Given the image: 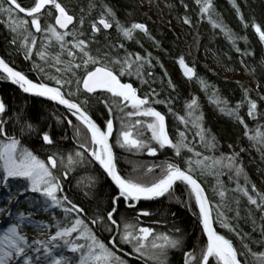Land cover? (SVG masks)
Segmentation results:
<instances>
[{
  "label": "snow or ice",
  "instance_id": "1",
  "mask_svg": "<svg viewBox=\"0 0 264 264\" xmlns=\"http://www.w3.org/2000/svg\"><path fill=\"white\" fill-rule=\"evenodd\" d=\"M196 2L200 6L201 14L209 16V22L213 28H219L235 45L237 37L226 29L222 22L212 19L210 11L213 8L212 0H196ZM232 5L243 21V16L235 0H232ZM46 6L54 8L58 15L55 16L54 24L48 23L42 27L41 21L44 14L42 10ZM18 13H24L26 17H31V20L19 18ZM0 14L7 16L10 30L21 36V47L24 49L25 59H30L35 50L39 59L55 68V72L59 75L48 77L54 81V86L41 80L33 82L25 74L15 71L3 59H0V72L6 74V78L12 84L18 85L23 92L44 97L62 105L86 129L88 134L84 140H80L78 143V148L83 151H76L74 156L67 155L66 164L65 159L62 156L58 157L56 153L49 155L45 161L38 158L28 148L21 147V141L6 132L3 127L4 121L0 119V138H2L0 139V162H2L0 187L10 192V181H25V191L38 193L44 198L38 203L46 209H61L65 214L64 222L55 225L56 231L49 240L34 239L29 242L27 236L22 234L20 225L25 222L31 223V218L25 216L24 213H19L17 223H11L0 236V264H128V261L119 254L122 249L118 245L129 246L130 253L125 252L124 256L135 254L141 264H169L170 252L182 248L183 237L158 233L151 227L141 226L140 217L150 216L151 213L147 210L137 209V205L141 201H152L160 197L175 195V186L178 183L186 186L185 190L189 200L194 198L203 234L206 236V242L200 247L199 253L195 249L184 251V264H264V252L253 251L247 243L243 242V237H241V249H238L231 239L218 233L214 227V224L219 223L220 227L233 233L236 232L223 210L225 208L232 210L226 202V190L220 180V176L226 174L224 169H227L229 179L234 178L236 181V187L232 191L246 197L249 204L256 206V209L264 214V193H261L255 184L249 188V179L244 166L238 161L239 154L233 151L231 155L221 154L218 158L203 155V158L199 159L202 153L195 151L187 143L185 131H179L175 140L170 137L165 115L152 106L164 103V101L154 99V96L157 95L155 89L151 93L141 96L132 83L122 81L121 78L127 75L135 76L141 80V83H148V80L144 79V68L145 65L151 66L150 59L131 53H126L123 58L112 57L108 52L99 50L96 55H93L90 51V41L82 38L84 36L82 30L84 19L81 18L78 21L80 29L77 30L74 16L59 0H35L34 6L30 8L22 7L17 3V0H0ZM105 14L115 20L112 10L105 8L98 21L91 23L92 33L100 32L98 25H102L105 30L113 27V23L105 18ZM47 15H52L51 9L47 11ZM183 22L191 24L187 17ZM29 23L35 29V33L45 34L47 43H42L39 49H37L36 35L29 30ZM115 24L117 30L128 40L133 39L136 30L151 38L147 26L143 23H132L125 27L116 20ZM69 25H73V29H69ZM252 27L260 41L264 42V30L261 26L254 23ZM67 37H71V40L66 39ZM53 40L59 46V51L50 55L47 49ZM12 42L16 43L15 37ZM120 47L123 48V44ZM236 50L240 51L239 48ZM64 56L67 59H63ZM178 62L187 78L196 77L194 69L185 64L183 57ZM34 67L38 71H44L42 65H34ZM80 72L83 74L80 75ZM147 76H152V73L147 72ZM200 83L205 86V90L210 87L203 80ZM169 84L175 90V86L171 85L170 80ZM73 85H75V91L72 90ZM66 88L67 91H65ZM82 93L87 94L83 100L74 101L71 99L72 96L79 97ZM90 98L104 104L110 117H115L117 113L120 114V126L115 138V146L128 152H146L149 156H156L160 149L166 147L172 149L176 157H180L182 151L187 150L198 159H186L184 163L187 167H181L175 162H164L159 166L148 167V173H152L156 167L160 168V175L150 182L122 175L117 167L114 145L110 142L115 130L114 119L109 118L103 129L98 126L87 111V105L91 103ZM212 102L219 107L221 112L234 117L244 125L247 139L254 142V145L260 146L258 151L264 152V132L256 130L255 135H249L248 125L239 115L240 108L244 103L248 106V117L256 120L258 115H264V113H258V104L249 97L247 90L244 92V99L234 108L227 107L228 102L221 99L216 92L212 94ZM186 107L189 110L187 117L178 116L177 119L186 128L191 124L193 128L197 129L195 135L199 137L202 146L209 151H215L219 144L216 137L210 135L203 125V115L197 111L199 107L197 99L192 98ZM4 112L5 105L0 101V115ZM67 123L74 128L75 136L79 140L80 127L73 125L71 119H67ZM260 127H264V125ZM27 128L29 132L33 130L31 124ZM145 129L151 133L150 138L145 137ZM41 138L46 145L54 144L53 138L47 132L43 133ZM153 141L158 145V148L153 146ZM232 147L229 145V148ZM244 150L241 149V151ZM85 153L99 164L117 189L116 195L112 197V206L106 215H97L90 220L92 225L99 224L100 228L110 235L118 233L117 236H111L108 243L98 238L96 231L89 226V223L85 222L84 218H80L79 215L75 219L71 218L70 214L73 212L84 213L83 208L73 203L66 195H58L63 192V187L57 173L62 172L64 178H67L68 169L72 165L85 161ZM197 171L200 176L212 175L216 179L217 187L213 191L217 192L221 199L215 206L212 205L204 187L194 175ZM241 177L243 178L242 183ZM85 194L87 195V193ZM7 199L11 203L13 196L9 194ZM121 202L128 209H136L135 215L119 217L118 208ZM234 202L237 206L240 203L239 199H235ZM5 211L9 216L12 215L11 210L0 209V212ZM213 211L216 213L215 217ZM235 211L239 218V208L237 207ZM33 227L38 231H43L50 226L36 223ZM176 231L179 232V229ZM236 234L239 235V233ZM261 236L264 237V227L261 229ZM241 250H243V255L250 259L241 260ZM65 252L73 255H66Z\"/></svg>",
  "mask_w": 264,
  "mask_h": 264
},
{
  "label": "trees",
  "instance_id": "2",
  "mask_svg": "<svg viewBox=\"0 0 264 264\" xmlns=\"http://www.w3.org/2000/svg\"><path fill=\"white\" fill-rule=\"evenodd\" d=\"M153 1L149 0L148 5L152 3V6H157L160 12L155 15L153 20H150L148 11L144 17L141 15V12H138L139 8L135 7V4L133 5L131 0H59L69 13L74 16L76 20L75 28L77 30L80 29L78 21L81 18L84 19L85 22L82 29L84 36L82 38L90 41V51L93 55H96L97 50H99L100 52H108L112 57L123 58L126 53H131L139 54L145 57V59L150 60H161L162 58L161 62L166 64L169 70H171L166 72V74L172 79L171 85L175 86V90H173V87L170 86L167 80L166 87L164 85L158 87L159 81L157 80L160 79L158 70L151 71L153 66L149 65H145L144 68V79L148 80V83H141V80L135 76L129 77L126 75L121 79L123 82H131L134 86H136L135 83H141L142 88L138 90L141 96L151 93L155 89L157 95L154 96V99H159L164 101V103L153 104L152 106L157 107L165 115L167 131L173 140L177 138L179 131H185L186 135L189 136L190 131L188 126L186 128L177 117L187 116V103L191 101L195 93H200L197 100L199 105L197 111L202 113L203 125L210 135L216 137L219 147L215 151H209L204 147L203 149L198 148L197 151L201 152L202 155L216 157L221 154H228L229 150L231 151L232 149L233 151H238L241 148L245 149L243 151L245 158H249V167H246L249 183L250 185L255 184L256 188L261 193H264V190L259 189L261 185L264 187V152L258 151L260 146L254 145V142L247 139L244 125L240 124L234 117L221 112L219 107L212 102V94L216 92L221 99L228 102L227 107L234 108L237 103H240L244 99V92L247 90L249 97L258 104V113H264V99L258 93L249 88L244 82L237 79L224 78L220 73L223 72L231 75L247 74L252 87L256 86L264 91V42L260 41L259 36L252 27L255 23L260 25L262 30H264V0H235L243 16V21L237 15L236 9L232 5V0H212L213 8L210 10L212 19L222 22L226 29L237 37L235 45L219 28H213L209 22L208 15L204 16V14L202 15L199 12V7L196 8L194 6L196 0H159L157 4H155V0ZM105 8H110L114 13L115 20L105 14V18L113 23V27L108 33H104L100 29V32L95 35L91 32V22L99 19L101 14L104 13ZM185 17L191 21L190 25L183 22ZM175 18L180 21L179 29H182L181 31L184 33L182 36L170 27ZM116 20L125 27L130 26L132 23L145 24L151 38L136 30L132 40L126 39L117 30ZM159 20L163 21L160 22ZM245 24H247V27H245ZM5 37L7 36L2 33L0 27V55L6 60L1 52L3 49L9 50L7 49L9 44ZM121 44H123V48L120 47ZM202 47L212 54L216 71L211 70L197 58L199 49ZM237 48L240 49L239 52L236 50ZM149 54H151L150 57ZM181 57H183L187 64L192 66L196 77L185 79L176 71L177 62ZM149 71L153 74L157 73L155 79L152 76H147V72ZM79 74L82 75L83 73L80 72ZM201 80L205 81L210 87L205 90V86L200 83ZM72 90L75 91V85L72 86ZM65 91H67V88ZM85 96L82 93L79 97L72 96L71 99L83 100ZM0 99L5 105V112L0 115V119L4 121L3 127L6 132L10 136L19 139L22 146H25L30 151H39V154L42 155H38V157H41L45 161L52 153H56L58 157L63 154L62 157L66 160L67 155L73 154L71 153V150H74L73 145L78 144L80 140H84L88 135L86 130L65 112L61 110L56 111L52 107L53 111L50 105L24 97L9 85H0ZM90 99L91 103L87 105V111L104 128L109 114L104 109V104L96 102L93 98ZM161 107L163 108L161 109ZM247 109L248 106L244 103L240 108L239 115L243 117L245 123L248 125V134L255 135L256 130L264 132V127H260L264 125V115H258L257 119L253 120L248 117ZM66 117L72 120L73 125L80 127L81 136L79 140L75 136L74 128L66 124ZM113 119H115V128L118 130V126H120L119 116H115ZM29 124L32 125L33 129L31 132L27 128ZM45 132L53 138V145L43 143L41 137ZM229 145L233 147L229 148ZM248 145L249 149L247 150ZM57 150L61 151L60 153L62 154L57 152ZM119 156H117V167L121 174L127 177L131 168L128 167V162L120 160ZM169 156L168 154L167 157ZM85 157L84 164L81 168H78L75 176L91 179L92 185L93 178H95L96 185L94 183L95 187L93 186L92 189L84 191L85 185H78L82 181L72 175L73 178H76L77 183L75 186L70 187L69 183L72 181L70 175H67V178L64 179H62V172H58L57 175L60 176V182L62 181L64 196L66 195L72 202L74 201L75 204L84 209V213L78 215L90 223L92 217L106 215L107 211L111 208V199L116 192L106 179L101 176V171L92 163L88 155L85 154ZM190 157H192L190 154L182 151L181 156L176 158V163L181 167H187L184 161ZM244 162H248V160ZM194 175L204 185L212 205L215 206L220 202L221 198L218 193L213 191V184L216 183V179L211 175L200 176L199 172ZM150 177L151 175L147 179ZM149 180H152V178ZM63 182L65 183L63 184ZM222 183L226 190V202L232 209L228 210V208H225L223 210L226 212L229 222L235 227L236 232L233 233L220 227L219 223L214 224L216 230L231 239L238 249H241V237H243V242L247 243L253 251L264 252V246H262L264 244V237L261 236V229L264 227V214L258 211L256 206L249 204L244 197L233 195V192L228 193L232 190V183L229 184L225 181H222ZM11 185L10 191L15 195H18L21 191L23 192L25 188V186H21V182H15ZM185 187L183 184H179L175 188V195L168 196L166 199L154 203H142L137 206V209L147 210L151 214H156L168 225L178 226L184 237L183 249L190 251L200 242L204 244L203 236L197 227L194 216L197 212L194 198L190 200L192 214L178 207L176 204L168 202L170 199L173 201L174 198L181 202L185 201L186 197L189 198ZM83 193H87L88 196L85 197ZM63 194L59 193L60 196H63ZM236 198H240L238 206L234 205ZM26 200L25 204L21 202L26 210L24 211H32L31 216L40 218V221L48 222L53 228L52 233L54 234L56 231L54 223L61 222L62 212L60 210L49 213L43 211L37 202H35V195H30ZM6 206L4 204L1 208H5ZM237 207L239 208V218H237L235 211ZM135 212L136 209L128 210L124 207L123 203L119 204V217H132L135 215ZM215 215L216 213L213 211V216L215 217ZM140 218L146 223L153 220L151 215ZM20 226L22 234L27 236L29 242L37 239L34 230L27 226ZM93 229L97 235L101 231L100 237L102 236L101 238L108 240L105 237L106 231H103L99 224L94 226ZM157 232L159 231L157 230ZM236 233H239V235ZM197 251L199 253L200 247L197 248ZM240 259L245 260L250 259V257H245L243 250H241ZM173 260L175 264H184L181 254L178 256L172 255L170 262Z\"/></svg>",
  "mask_w": 264,
  "mask_h": 264
},
{
  "label": "rangeland",
  "instance_id": "3",
  "mask_svg": "<svg viewBox=\"0 0 264 264\" xmlns=\"http://www.w3.org/2000/svg\"><path fill=\"white\" fill-rule=\"evenodd\" d=\"M148 1L149 0H131V2H132V4L134 5L135 4V7H137V8H139V10H138V12H141V15H143L144 17H145V14H146V12L148 11V16H149V18H150V20H153V18H155V15L158 13L159 14V12H160V10L158 9V7L157 6H152V3L150 4V5H148ZM153 1V0H152ZM158 1L159 0H155V4H157L158 3ZM154 2V1H153ZM196 8L197 7H199V12H200V6L197 4V2L195 3V5H194ZM144 13H143V12ZM201 13V12H200ZM147 15V14H146ZM207 14H204V16H206ZM160 22L161 21H163V20H159ZM180 21L179 20H177L176 18L174 19V21H173V23H172V26H170V27H172V29L177 33V34H179V35H184V33L181 31L182 29H179V25H180V23H179ZM182 23V22H181ZM168 24H170V23H168ZM182 26L184 27V25L182 24ZM100 29H103V26L102 25H99L98 26ZM183 30H185V29H183ZM194 30V29H193ZM186 31V30H185ZM15 36H17V35H15ZM18 37V36H17ZM52 44H54V42L52 43ZM11 53H13L12 51H9L8 53H5V54H7L8 56H10V55H12ZM10 54V55H9ZM18 56V55H17ZM16 57V56H15ZM3 58V57H2ZM19 58V57H18ZM200 61H202L203 62V64L204 65H206V66H208L211 70H213V71H216L217 69H216V66L214 65V59H213V56H212V54L210 53V52H208L205 48H200L199 49V54H198V57H197ZM196 58V59H197ZM4 59V58H3ZM34 64H36V65H42L43 66V68H44V71L43 72H41V71H38V74H40V76H45L46 77V79H48V77L50 76V75H47L49 72H51L50 70H45V69H47V68H50V66H49V64L48 63H45V61H42V60H40L39 59V57L38 56H36V57H34ZM187 66H189V67H192L190 64H186ZM40 72V73H39ZM52 73H54L53 75H56V72H52ZM221 73V75L224 77V78H228V79H237L238 81H241V82H244L249 88H251L252 90H254L256 93H258L259 94V96L262 98V97H264V91L262 90V89H260V88H258V87H256V86H253L252 87V85H251V82L248 80L249 79V76L247 75V74H235V75H231V74H226V73H223V72H220ZM37 74V75H38ZM247 79V80H246ZM199 96H200V93H195L194 95H193V97L192 98H196L197 100L199 99ZM163 107H161V109H162ZM106 111H107V113L109 114V112H108V110L106 109ZM164 111V110H163ZM188 109H187V115H188ZM187 117V116H186ZM109 118H113V117H110L109 116ZM108 118V119H109ZM141 119H147V118H141ZM114 121H115V119H114ZM106 124V123H105ZM61 126H63L62 124H61ZM114 134H113V138H112V140H111V143L114 145V153H115V155H116V161H117V156H119L120 157V160H126V162H128L127 163V165H128V167H130L131 168V171L127 174V175H129V176H132V177H135V178H137V179H140V180H142V181H144V182H150V181H152V180H155L159 175H160V168L159 167H156L155 168V170L152 172V173H148L147 172V168L148 167H152V166H159V165H161V164H163L164 162H175L176 163V156H175V154H174V152H173V150L172 149H170V148H164V149H160L159 151H158V154L156 155V156H149V155H147V153L146 152H144V153H137V152H135V151H133V152H128V151H126V150H124V149H121L120 147H118V146H115V138H116V136L118 135V130H119V126H118V130L115 128V125H114ZM188 129H189V131H190V133H189V136H187V143L191 146V147H193L194 148V150L195 151H197L198 150V148H202L203 149V146H202V144H201V141H200V139H199V137L198 136H196L195 135V133H196V131H197V129H195V128H193L192 126H191V124H189L188 125ZM145 137H147V138H150L151 137V133L149 132V131H147L146 129H145ZM152 144H153V146H155V147H157L158 148V145H156L155 144V142L153 141L152 142ZM74 146V150H71V153H73L72 155L74 156V154H75V152L76 151H83V150H81L80 148H78V144H76V145H73ZM21 147H25V146H22V144H21ZM242 149V148H241ZM241 149L240 150H238V151H236V150H234L236 153H238L239 154V156H238V161H239V163L240 164H242L243 166H244V170H245V173L247 174V176H248V170H247V168L246 167H249V158H245V153H243V151H241ZM249 149V145H248V148H247V150ZM73 151V152H72ZM185 152H187V150H184ZM35 155H40L39 153V151H32ZM57 152H61V151H58L57 150ZM232 152H233V149L230 151L229 150V153L227 154H224V155H231L232 154ZM60 154H62V153H60ZM86 155H87V153H85ZM119 154V155H118ZM170 155L169 157H167V155ZM187 154H190V156H192V157H190L191 159H193V160H195L194 158H196V159H198L197 157H195V156H193V154L192 153H189V152H187ZM247 154V153H246ZM63 155V154H62ZM61 155V156H62ZM172 157V158H171ZM217 158L219 157V156H216ZM247 157V156H246ZM39 158V157H38ZM203 158V155L201 156V157H199V159H202ZM40 159H41V157H40ZM42 160H44V159H42ZM246 160H248V162H244V161H246ZM85 162V161H84ZM67 163V159L65 160V164ZM93 163V162H92ZM84 163H77V164H74V165H72L71 166V168L70 169H68V175H72V176H75L76 175V171L78 170V168H81V166L83 165ZM134 169H135V171H134ZM226 174H224V175H222V176H220V180L221 181H225V182H228L229 184H231L232 183V189H234L235 187H236V181H235V179L233 178L232 180H230L229 179V175L227 174V169H224L223 170ZM196 173H198V171L196 172ZM0 175H2V162H1V164H0ZM151 175V177L150 178H152V180H149L150 178H148L147 179V177H149ZM71 176V178H72V181L69 183V186L71 187H73V186H75V184L77 183L76 182V178H73ZM212 176V175H211ZM76 177V176H75ZM211 179H212V177H210ZM62 179H64V176H62ZM249 179V178H248ZM93 180H94V182H95V178H93ZM243 182V178L241 177V183ZM11 183H13V181H11ZM61 183H62V181H61ZM65 182H63V184H64ZM214 183V182H213ZM212 183V184H213ZM85 184H86V182H85ZM215 184H217V182L216 183H214L213 184V186H214V188H215ZM78 185H80V184H78ZM95 185H96V183H95ZM179 185V183L176 185V186H178ZM93 186H94V184L93 185H91L90 186V188L92 189L93 188ZM176 186H175V188H176ZM95 187V186H94ZM216 187H217V185H216ZM223 187H224V185H223ZM251 187V185H250V183H249V188ZM260 190L262 189V190H264V187L261 185L260 186V188H259ZM206 191V190H205ZM116 192V191H115ZM230 192H233V195H238V196H242V197H244L243 195H241L240 193H237V192H234V191H232V190H230L228 193H230ZM264 192V191H263ZM5 193H6V191H5V189L3 188V187H0V201H5V204L7 203V206L5 207V208H3V209H6V210H11V212H12V215L11 216H9L8 214H7V211H5V212H0V223H2L3 224V226L1 225V228H0V236H2L3 235V233L6 231V229H7V227L8 226H10V224L11 223H17V216H18V214L19 213H24L25 214V216H30V218H31V223H27V222H25V223H23V224H21V225H23V226H27V227H30L32 230H34L35 231V233H36V237H37V239L38 240H41V241H47V240H49V238H50V236L51 235H47V230H49L50 231V233H51V231L53 230V228L49 225V223L48 222H43V221H40V218H37V217H35V216H31V214H29V211H27L28 212V214L27 213H25V209H24V207H19L21 210H19V209H17V207H16V202H17V200L16 199H12V201H11V203H9V201H8V199H7V197L5 196ZM22 193V192H21ZM117 193V192H116ZM207 193V192H206ZM33 195L32 196H34L35 195V202H37V204H38V206H40V208L43 210V211H45V212H47V213H49V212H53V211H59L60 210V212H62V210L61 209H52V208H45L42 204H40V203H38V201H43L44 200V198L43 197H41V196H39V194L38 193H32ZM61 195L63 194V192L62 193H60ZM59 195V194H58ZM64 195V194H63ZM83 195L85 196V197H87L88 195H86L85 193H83ZM230 195V194H229ZM209 198V197H208ZM246 200H247V198L246 197H244ZM20 200H19V202H24V204L27 202V200H26V198L24 199V198H19ZM185 200V199H184ZM111 201H112V199H111ZM173 201L175 202V204H179V203H182L185 207H186V205H187V207L189 206V209H191L190 207V205H191V201L189 200V198L188 197H186V200L185 201H179V200H177L176 198H174L173 199ZM30 202H31V200H30ZM29 202V203H30ZM179 202V203H178ZM248 202V201H247ZM34 203V202H33ZM121 203H123V202H121ZM34 204H36V203H34ZM36 204V205H37ZM124 204V203H123ZM142 204V203H141ZM194 204H195V202H194ZM1 206L2 205H4V203H2V204H0ZM1 206H0V209H2L1 208ZM112 206V205H111ZM137 206H139V205H137ZM31 207V206H30ZM28 208H29V206H28ZM29 209H31V208H29ZM128 209V208H127ZM25 210V211H24ZM128 210H132V209H128ZM134 210V209H133ZM71 215V218L72 219H75L77 216H78V214L77 213H75V212H73V213H71L70 214ZM64 217H65V214L62 212V219H61V222H64ZM148 217V216H147ZM145 218V217H144ZM9 221H11V223H9ZM86 223H89V222H87V221H85ZM36 223H43V224H46V225H49L50 227L49 228H47V229H45V230H43V231H38V230H36L34 227H33V225H35ZM57 223H54V225H56ZM89 226L90 227H92V228H94V226H96V225H92V224H90L89 223ZM21 227V226H20ZM55 227V226H54ZM108 232H106V234H107ZM46 234V235H45ZM106 234H105V237H106ZM109 234V233H108ZM75 235V234H74ZM99 238V237H98ZM99 239H101V240H103L104 242H106V243H108L109 241H107L106 239H104V238H99ZM106 240V241H105ZM120 247L122 246V248L123 247H126L127 248V251H130V248H129V246H127V245H119ZM195 249V251L198 253V251H197V246L194 248ZM183 250H185V249H183V248H181L180 250H175L176 252H181V259L183 260V263H184V251ZM193 250V249H192ZM191 251V250H190ZM65 254L66 255H73V254H71V253H67V252H65ZM78 255V254H77ZM178 255V254H177ZM171 253L169 254V264H175L174 262V260L172 261V262H170L171 261ZM128 264H130L129 262H128Z\"/></svg>",
  "mask_w": 264,
  "mask_h": 264
},
{
  "label": "bare ground",
  "instance_id": "4",
  "mask_svg": "<svg viewBox=\"0 0 264 264\" xmlns=\"http://www.w3.org/2000/svg\"><path fill=\"white\" fill-rule=\"evenodd\" d=\"M17 3H19L22 7H25V8H30V7H32V6H34V3H35V0H17ZM5 6H7L6 4H5ZM49 9H51V11H52V15L51 16H49V15H47V11L49 10ZM43 11V15H42V21H41V23H42V27H44V26H46V24H48V23H52V24H54L55 23V16L57 15V13L55 12V9L54 8H51V6H46V8L44 9V10H42ZM18 16H19V18H22V19H28L29 21L31 20V17H26L25 16V14L24 13H18ZM172 19V18H171ZM96 21H98V19L96 20ZM92 23V22H91ZM74 24H76V20L74 19ZM99 26V25H98ZM0 27H1V31H2V33H4V35H6L7 37H5V39H6V41H7V43L9 44L8 45V47H7V49H9L8 51L6 50V49H3L5 52H9V51H12L13 53V55L14 56H16V57H19V59H14L13 60V64L10 62V61H8L7 59L5 60V62L10 66V67H12L13 69H15V70H17V71H20V70H18L17 69V67L16 66H20V65H25V66H27V68L29 69V70H32L33 68H34V57H36L37 55H36V51L34 50L33 51V55H32V57L30 58V59H25V56H24V49L21 47V36L20 35H17V34H14L11 30H10V28H9V25H8V23H7V16L6 15H4V14H0ZM28 27H29V30L31 31V32H33L35 35H36V37H37V49H39L40 48V45L42 44V43H47V40H46V38H45V34L44 33H35V29L34 28H32L31 27V25H30V23H29V25H28ZM75 27H76V25H75ZM69 29H73V25H69ZM112 29V28H111ZM111 29H108V30H105V29H101L104 33H108ZM15 35H17V36H15ZM95 35H97L96 33H95ZM14 37H15V39H16V43H13L12 41H13V39H14ZM66 39H68V40H71V37H67ZM53 42H55L54 40H53ZM52 42V43H53ZM47 51L49 52V54L50 55H52V54H55L57 51H59V46L56 44V43H54V44H51V46L47 49ZM92 51H94V49H92ZM2 52V51H1ZM18 55V56H17ZM63 59H67V57L65 56V57H62ZM49 59H50V57H49ZM151 61V67H152V69H151V71L152 70H158V73H159V77H160V79L159 80H157V81H159L158 82V87L160 86V85H164V87H166L165 86V84H166V80L168 81V83H169V80L172 82V79L166 74V72H169V71H171V70H169V68H168V66L166 65V64H164L163 62H161L162 61V58H161V60H150ZM14 64L16 65V66H14ZM185 64H187L186 62H185ZM36 65V64H35ZM45 70H50L51 72H49L47 75H53L54 73H52L53 71L55 72V68H53V67H50V68H47V69H45ZM160 71V72H159ZM176 71L179 73V74H181L185 79H189V78H187L185 75H184V72H183V70H182V68H181V66H180V64H179V62H177V67H176ZM22 73V72H21ZM24 74V73H23ZM26 75V74H25ZM56 75H59L58 73H56ZM27 76V75H26ZM157 76V73L155 74H153L152 73V77H154V79H155V77ZM29 79H31V80H33V82H36L37 80H39V79H34V78H31V77H29V76H27ZM153 79V78H152ZM41 80V79H40ZM44 83H47V84H49L50 86H54V81H52V80H50V79H44V80H42ZM134 81V80H133ZM125 82V81H124ZM128 83H131V82H129L128 81ZM135 83V82H134ZM136 84V86H138V87H136V86H134L135 88H137L138 90H139V88L141 89L142 88V84L141 83H135ZM0 85H9V86H11V87H13L19 94H21L22 96H24V97H27V98H30V97H28V96H26V95H24L22 92H20L19 91V89L17 88V87H14V86H12L11 84H9L8 83V79L6 78V76L4 75V74H2L1 72H0ZM66 90V89H65ZM157 90V89H156ZM157 92V91H156ZM138 93H139V91H138ZM84 94V93H83ZM85 95H87V94H85ZM107 95V94H106ZM31 99H34V98H31ZM1 100V99H0ZM34 100H38V99H34ZM74 101H75V99H73ZM38 101H41V102H43V103H46V104H48V105H50L51 106V110H53V109H55L56 111H58V110H61L60 108H58L57 106H55L54 104H51V103H49V102H46V101H43V100H38ZM52 107H53V109H52ZM156 110H158V111H160L157 107H155V106H153ZM104 109L106 110V108H105V106H104ZM54 111V110H53ZM61 111H63V110H61ZM63 112H65V111H63ZM161 112V111H160ZM69 117H71L72 119H74L71 115H69L67 112H65ZM90 115V114H89ZM120 114L119 113H117L116 114V116L118 117ZM91 116V115H90ZM68 119V118H67ZM67 119H66V124L68 125V123H67ZM75 120V119H74ZM76 121V120H75ZM96 121V120H95ZM78 122V121H77ZM97 122V121H96ZM98 123V122H97ZM69 126V125H68ZM167 126V125H166ZM25 140V139H24ZM27 141V140H26ZM25 141V142H26ZM74 145H76V144H74ZM55 150V149H54ZM81 150H83V149H81ZM40 155H42V154H40ZM0 164H1V162H0ZM102 173V172H101ZM100 173V174H101ZM98 176H100V175H98ZM101 176H103V178H105L106 179V181L110 184V182L107 180V178L104 176V174L102 173L101 174ZM76 177H78V180H80V181H82V183L80 184V186H83V185H85V187H84V191H88L89 189H90V186L92 185V182L90 181L91 179H87V178H82L81 176H76ZM84 180V182H83V180ZM199 181V180H198ZM11 182V181H10ZM15 182H18V183H20L21 182V186H25V184H26V182L25 181H23L22 182V180H14V182H13V184L15 183ZM85 182H86V184H85ZM200 182V181H199ZM95 182L93 181V184H94ZM201 183V182H200ZM10 184H12V183H10ZM111 185V184H110ZM201 185L204 187V185L201 183ZM12 186V185H11ZM18 187V186H17ZM14 188H16V187H14ZM114 189V188H113ZM204 189H205V187H204ZM206 190V189H205ZM5 191H6V193H5V196L6 197H8V195L9 194H11L12 196H13V199H16L17 200V202H16V207H17V209H19V210H21L20 208H18V207H23V204L21 203V202H19V198H29V196L30 195H32V192H29V191H25V188H24V190H23V195H20V193L18 194V195H15V194H13L11 191L9 192V190H6L5 189ZM114 191H116L115 189H114ZM207 192V191H206ZM116 195V194H115ZM64 196V195H63ZM207 196H208V193H207ZM168 196H165V197H163L162 199H160L159 201H161V200H164V199H166ZM238 198V197H237ZM236 198V199H237ZM210 200V199H209ZM239 201H240V198H239ZM5 203V201H0V203ZM168 202L169 203H173V204H175V202L174 201H172V199H170V200H168ZM8 203V202H7ZM73 203H75L74 201H73ZM179 203V202H178ZM141 203H139L138 205H140ZM124 205V204H123ZM178 207H180V208H182V209H185L188 213H191L192 214V208L191 209H189V206L187 207V205H186V207L182 204V203H179V204H176ZM176 205H174V206H176ZM234 205H236V203H234ZM69 207H70V205H68ZM124 207H125V205H124ZM126 209H127V207H125ZM195 208H196V206H195ZM133 210V209H132ZM196 210H197V212L194 214V216H195V218H196V224H197V227L199 228V231L201 232V234H202V236H203V241H204V244H205V242H206V237H205V235L203 234V229H202V226H201V223H200V219H199V217H198V208H196ZM25 213H27L28 214V212H25ZM33 212L32 211H29V214H32ZM92 215V214H91ZM124 215H126V214H124ZM128 216V215H127ZM151 218L153 219L152 221H149L148 223H146L143 219H141L140 218V224H141V226H144V227H151V228H153V229H155L156 230V232H157V230L159 231L158 233H161V232H163V233H166V234H169V235H172V236H182L183 237V235H182V233L180 232V230H179V232H177L176 231V229H178V226H175V225H168L166 222H163V220L160 218V217H158L156 214H151ZM199 219V220H198ZM1 225L3 226V224L2 223H0V228H1ZM99 234L97 235L99 238H101L100 237V234H101V231L100 232H98ZM50 235L51 233H50V231L49 230H47V235ZM46 235V234H45ZM118 235V233H112L111 235L110 234H106V237L108 238V240L107 241H110V239H111V236H117ZM202 239V238H201ZM183 242H184V237H183ZM204 244H201V242L199 243V244H197L196 246H197V248L198 247H201L202 245H204ZM234 244V243H233ZM196 246H194V247H196ZM234 246H235V244H234ZM118 247H119V245H118ZM236 247V246H235ZM119 248H121L122 249V251L121 252H119V254L124 258V259H126L130 264H141V261L140 260H138L136 257H135V254H129L128 256H124V253L125 252H129L130 253V251H127V248L126 247H119ZM182 248H183V245H182ZM126 249V250H125ZM183 251H185V250H183ZM171 253V255H175V256H178L179 254H181L180 252H176L175 250H173V251H171L170 252ZM178 254V255H177Z\"/></svg>",
  "mask_w": 264,
  "mask_h": 264
},
{
  "label": "water",
  "instance_id": "5",
  "mask_svg": "<svg viewBox=\"0 0 264 264\" xmlns=\"http://www.w3.org/2000/svg\"><path fill=\"white\" fill-rule=\"evenodd\" d=\"M57 15H58V13H57ZM59 30V29H58ZM108 30V29H107ZM60 31H63V30H60ZM0 59H3L2 58V56L0 55ZM4 60V59H3ZM5 61V60H4ZM15 70V69H14ZM183 70V69H182ZM15 71H17V70H15ZM183 72H184V70H183ZM2 74H4L3 72H1ZM5 76H6V74H4ZM8 83L9 84H11L12 86H14V87H17L18 89H19V91L20 92H22L24 95H26V96H28V97H30V98H34V99H38V100H43V101H46V102H49V103H51V104H54L55 106H57L58 108H60L61 110H63V111H65V112H67L69 115H70V113L68 112V110L67 109H65L62 105H58V104H56L55 102H52V101H49V100H47L46 98H44V97H38V96H34V95H32V94H30V93H25V92H23L22 91V89H20L19 88V86L18 85H15V84H12L11 83V81L8 79ZM92 117V116H91ZM74 118V117H73ZM75 119V118H74ZM92 119L95 121V119L92 117ZM96 122V121H95ZM79 123V122H78ZM97 123V122H96ZM97 125L98 126H100L98 123H97ZM83 127V126H82ZM101 127V126H100ZM102 128V127H101ZM103 129V128H102ZM86 130V129H85ZM111 142V141H110ZM89 158L91 159V161L93 162V164L104 174V176L107 178V180L110 182V184H111V186L116 190V192H117V189L115 188V185L113 184V182L110 180V178L109 177H107V175L103 172V169L99 166V164L95 161V160H93L90 156H89ZM203 187V186H202ZM206 192V191H205ZM206 195H207V193H206ZM163 197H160V198H158V199H155V200H152V201H141L140 203H154V202H157V201H159L160 199H162ZM202 226V225H201ZM215 227V226H214ZM218 233H220V232H218ZM116 234V233H115ZM220 234H222V233H220ZM223 235V234H222ZM206 237V236H205Z\"/></svg>",
  "mask_w": 264,
  "mask_h": 264
},
{
  "label": "flooded vegetation",
  "instance_id": "6",
  "mask_svg": "<svg viewBox=\"0 0 264 264\" xmlns=\"http://www.w3.org/2000/svg\"><path fill=\"white\" fill-rule=\"evenodd\" d=\"M2 53H3V55H4V57L8 60V61H10L12 64L14 63L13 62V60L14 59H19L18 57H15L12 53V55H10V56H8L7 54H5V53H7V52H5L4 50H2ZM35 65V64H34ZM14 66H16L15 64H14ZM17 67V69L18 70H20V72H22V73H24V74H26L27 76H29V77H31V78H34V79H41V81L42 80H44V79H46V77L43 75V76H40V74H38V70H36V68L34 67L32 70H29L28 68H27V66H25V65H20V66H16ZM40 73V72H39ZM38 74V75H37ZM139 94V93H138Z\"/></svg>",
  "mask_w": 264,
  "mask_h": 264
}]
</instances>
